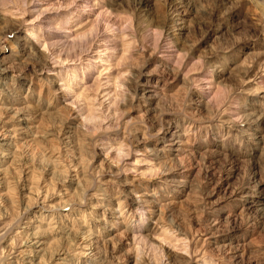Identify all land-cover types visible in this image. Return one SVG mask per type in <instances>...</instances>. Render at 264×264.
<instances>
[{
    "label": "clouds",
    "instance_id": "1",
    "mask_svg": "<svg viewBox=\"0 0 264 264\" xmlns=\"http://www.w3.org/2000/svg\"><path fill=\"white\" fill-rule=\"evenodd\" d=\"M0 264H264V0H0Z\"/></svg>",
    "mask_w": 264,
    "mask_h": 264
},
{
    "label": "rangeland",
    "instance_id": "2",
    "mask_svg": "<svg viewBox=\"0 0 264 264\" xmlns=\"http://www.w3.org/2000/svg\"><path fill=\"white\" fill-rule=\"evenodd\" d=\"M217 167H218V165H217ZM226 175H227V173L223 174V175L220 177V179L222 180V182H221V184L217 187V193H218V194H223L224 189L227 187L228 181H227V182L224 181L225 178L228 177V175H227V176H226ZM213 179L215 180V177H213ZM223 182H224V183H223Z\"/></svg>",
    "mask_w": 264,
    "mask_h": 264
},
{
    "label": "bare ground",
    "instance_id": "3",
    "mask_svg": "<svg viewBox=\"0 0 264 264\" xmlns=\"http://www.w3.org/2000/svg\"><path fill=\"white\" fill-rule=\"evenodd\" d=\"M226 176H227V175H226ZM224 181L227 182V181H228V177H226ZM221 182H222V180H221ZM223 183H224V182H223Z\"/></svg>",
    "mask_w": 264,
    "mask_h": 264
}]
</instances>
